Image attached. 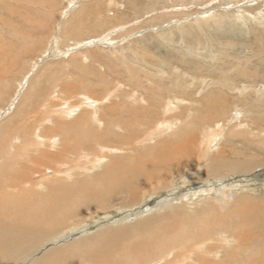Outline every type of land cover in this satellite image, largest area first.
Returning <instances> with one entry per match:
<instances>
[{
	"label": "rangeland",
	"instance_id": "374dc122",
	"mask_svg": "<svg viewBox=\"0 0 264 264\" xmlns=\"http://www.w3.org/2000/svg\"><path fill=\"white\" fill-rule=\"evenodd\" d=\"M6 67L0 125L17 120L29 96L43 103L56 89L58 110L83 96L100 99L99 113L116 114L114 104L156 105L155 125L141 117L146 123L133 138L127 127L101 131V143L124 151L90 175L131 164L160 122L168 139L185 137L187 150L162 183L141 184L134 194L119 193L114 177L73 174L60 191L30 199L24 236L34 244L22 258L36 252L35 264H145L173 250L163 264H264V0H0V78ZM81 109L90 108L79 103L67 121ZM119 113L120 124L130 121L125 109ZM53 115L45 126L66 120ZM78 153L68 152L67 164ZM4 207L1 200L0 213Z\"/></svg>",
	"mask_w": 264,
	"mask_h": 264
},
{
	"label": "bare ground",
	"instance_id": "6f19581e",
	"mask_svg": "<svg viewBox=\"0 0 264 264\" xmlns=\"http://www.w3.org/2000/svg\"><path fill=\"white\" fill-rule=\"evenodd\" d=\"M7 67L3 72H1L2 75L0 79L8 75L9 69ZM56 92H58L57 89L55 92L54 91L52 92L54 93L52 97L48 98L46 96L43 103H41L42 101H37L35 102L37 104L34 103L31 104V101L35 96H31V97L29 96V98L25 100L23 106H21L20 110L17 112L16 114L17 120L15 119L11 121L7 120V122H5L3 125H0V202L2 200L3 205L7 207L4 210V213L3 212L0 213V236H1L0 264H35V262H38V259L36 258L37 256L36 252H32L30 255L27 254L28 256L24 258L20 256L21 254L24 253L23 251L29 250V248H33L30 246L34 244L33 241H30L27 238L28 235L24 236V233H28V230L30 229L29 228L30 226L28 225L29 224L28 219L30 217L29 212L25 213V210L27 209H25L24 207L27 206L28 203H30V199H37L40 197L42 198V196H44L45 194L48 195V193L50 192L55 193V191L57 190L60 191L61 187H59L60 186L59 183H61L62 181L63 182L73 181L74 179L68 181V179H71L73 177V174H75V177L86 176L88 179L92 177H98L100 175H103V177L105 176L106 178L114 177L116 178V180H119L120 185L117 188V190L120 191L119 193L126 192L127 195L132 194L136 188L137 189L139 188L141 184L142 187L146 186L147 184L156 183L155 181H157V183L159 184L164 176L167 177V175L171 173L170 168L176 166L175 164L173 165V163L177 161L178 158H182V155L183 157L185 156L183 154V149L187 151L185 146L186 145L185 137L183 138L182 136V138H180L181 141L178 138L176 139L174 138V141L171 140L170 138L168 139L166 137V134H163L164 131L161 130V127L164 126H162L160 122L156 125V127L154 126L155 127L154 129L152 128L153 130L149 132L146 138L142 139L141 142H144L145 140H149L148 138L152 136L151 134H155L157 132L155 135L156 139H152L149 142V144L146 143L147 145H142L145 146L146 149H143L142 152L139 154V156L135 158V160L132 161L131 164L119 162L106 168L102 174L90 175L91 172L86 170L96 168L98 164H101L103 161H105L106 157L109 154L116 152L120 153L124 151V148H121L119 146H113V145L106 146L105 144L101 143L99 141V137L102 138L101 141H106L105 139H103V134L101 131H103L104 133H109V130L112 131L113 129H115L113 125L116 127H121L123 129L127 127L132 130H135V133L131 134V138H133L134 136L139 135L138 133L140 132L139 129L138 130L135 129L136 125L146 123V120L143 121L141 117L151 116L150 117L151 119L149 118L147 120L148 124H151L152 122V124L155 125L154 123L155 120L153 117H155L156 113L158 112L155 109L156 105L153 108L151 105L148 107V106H143L141 104H137L135 105V108H133L129 105L126 106L124 104H114L116 105V107L121 108L120 110L125 109L128 116H130L129 122L126 121V124H120L117 120L118 115L120 114L119 113L120 110L118 111L115 110L116 114L112 113L114 109L110 113L107 110L99 113L98 111L99 107L98 106L96 107V104L99 103L100 99L95 97L90 98L82 95L83 97L79 103H83V106H86L90 109H81L82 111L81 114L75 115L76 117L70 120L69 122L67 121L68 118H71L70 116L74 115L73 113L78 108L79 103L69 104L67 103L68 101H65L64 103L65 105H62L63 109L58 110V107H55L57 105L51 101L52 98H56L58 96ZM18 93L17 96L19 95ZM40 97L41 95H39V100ZM26 101H28L29 105L30 104L31 105L27 106L28 103ZM57 103L59 104L58 101ZM62 103L63 102H61V104ZM11 104H14V101H11ZM111 107L114 106L113 105L108 106L107 109L109 110ZM170 107L171 105L165 106V113L168 112L166 110L169 109ZM45 113H47V115ZM53 114H56L61 118H65L66 120L61 121L58 119L52 121L55 123V127L45 126V122L55 119ZM111 123L113 124L108 129H104V124L108 126ZM96 124L103 126V129H98V126ZM120 125H122L123 127ZM92 127H96L97 129ZM169 127L170 124H168L165 128L168 129ZM62 130L67 133L64 137H61ZM90 140H91V144L89 142ZM153 140L156 141L152 143ZM214 140H216L215 137L210 136L207 141L205 140L206 141L205 145H207L209 149H212L211 143ZM136 144L137 145L139 144L138 141L136 142ZM97 145H101L100 148L102 149H100L99 152H94L95 151L94 149H96ZM203 146L201 144V148ZM49 148L53 151L52 152L49 151L50 150ZM190 151L191 150H189V152ZM68 152H75V153L79 152L84 155L79 156L78 161H75L72 164L69 163L67 164ZM177 153L179 154L181 153V154L177 155ZM87 154L89 155V157H87ZM177 165L178 166L176 167L180 166L179 162L177 163ZM41 167H43L44 170H42ZM157 169L160 172L156 174ZM47 170L49 172H47ZM139 173H141L140 175L142 176V179L140 178ZM133 179L135 180L134 182L135 184H133L132 182H130L132 183V185L128 183L129 180H133ZM128 184H130V186ZM44 185H46V188L43 187ZM74 185H75L74 187H76L77 184ZM142 187H140V189ZM179 199L181 198H177V199L170 198L168 204L174 202V200H179ZM34 211H38V210H34ZM33 214L35 215V213ZM126 217H124L123 219H126ZM35 232L37 233V231ZM104 236L105 235H103V238ZM20 237H22V239H20ZM203 245H205L206 248V244L203 243L201 246ZM3 246L10 247L11 249H8L6 247L5 249H3L2 248ZM172 251L171 252L169 251L166 254V256H159L157 258L153 257L145 264H163L167 259L173 256ZM226 255H228V252ZM188 260L191 259H187V261ZM105 261H99V262H102V264H107V262ZM168 261L170 262V260ZM96 264H101V263H96Z\"/></svg>",
	"mask_w": 264,
	"mask_h": 264
}]
</instances>
